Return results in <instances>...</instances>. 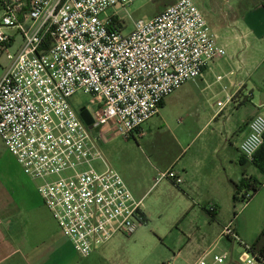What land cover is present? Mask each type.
I'll return each mask as SVG.
<instances>
[{"label":"built area","instance_id":"1","mask_svg":"<svg viewBox=\"0 0 264 264\" xmlns=\"http://www.w3.org/2000/svg\"><path fill=\"white\" fill-rule=\"evenodd\" d=\"M135 1L0 0V57L9 60L0 77V139L22 171L40 181L45 207L82 257L147 221L142 200L100 151L108 133L92 130L143 137L142 126L169 95L226 55L196 0H176L136 20L125 35L107 11ZM9 29L21 36L13 53ZM79 92L95 101L93 129L71 105ZM248 127L239 148L252 162L264 143V117L256 115ZM163 179L182 183L172 170L157 181ZM222 236L239 241L231 224ZM206 256L196 264H206ZM226 259L213 256L218 264ZM243 260L255 264L249 255Z\"/></svg>","mask_w":264,"mask_h":264},{"label":"crops","instance_id":"2","mask_svg":"<svg viewBox=\"0 0 264 264\" xmlns=\"http://www.w3.org/2000/svg\"><path fill=\"white\" fill-rule=\"evenodd\" d=\"M241 5L227 23L226 38L220 37L206 18L217 35L218 45L226 51L225 57L213 61L201 76L187 82L171 94L176 93L173 98L169 99V95L163 102V106L178 104L191 113L198 132L175 149L163 152L153 149L150 174H145L138 184L127 182L120 174L138 200H143L149 191L151 197L164 185L165 191L179 199L183 212L190 211L191 216L204 213L202 221L192 222L186 234L183 230L190 251L185 257L183 249L174 255L178 264L180 260L196 264L205 253L206 261L213 258L222 243V231L229 224L240 237L239 226L228 213L233 210L236 217V205L243 202L240 198L245 190L238 195L240 200L234 201L236 185L241 180L255 178L262 183L248 202L258 195L264 196V173L246 160L239 148L249 132L250 120L256 115L264 117V0H244ZM188 118L186 115L185 119ZM181 135L188 137L185 132ZM189 141L196 142V148ZM251 165L260 174L252 172ZM168 170L180 177L182 183L177 185L169 179L158 182L160 174ZM39 184V180L22 171L0 139V264H91L99 260L100 247L89 257L77 253L45 207L37 189ZM209 205H214L216 211L210 213ZM213 229L220 230L214 239L209 233ZM247 255L242 254L243 259ZM108 264L114 263L108 261Z\"/></svg>","mask_w":264,"mask_h":264},{"label":"rangeland","instance_id":"3","mask_svg":"<svg viewBox=\"0 0 264 264\" xmlns=\"http://www.w3.org/2000/svg\"><path fill=\"white\" fill-rule=\"evenodd\" d=\"M175 1L137 0L126 9L115 6L109 9L107 14L119 18L123 26L122 31L127 35L133 30V23L136 20H149ZM243 1L198 0V4L212 29L220 37L226 38L227 23L231 22L236 15L237 6L243 7L241 5ZM7 32L15 37V43L9 48V51L13 53L21 43V36L13 29H9ZM8 63L7 54H3L0 57V72ZM239 65H236L235 68ZM175 95L176 93L169 99ZM71 105L78 113L81 108H87L92 113L96 108L92 97L83 92H79L71 98ZM186 115H189L188 120L185 119ZM142 130L146 133L144 138L132 137L130 139H125L114 131L109 133L106 128L92 130L94 134L100 131L108 133L101 141L100 151L109 166L117 169L127 182L134 185L143 180L145 174H150L149 162L153 149L163 152L175 149L182 143L185 144L184 139L195 135L198 132V126L191 113L178 104L168 103L160 108L158 115L142 126ZM181 132H185V136L188 137L184 138ZM188 144L192 148L197 146L196 142L191 144L189 141ZM152 160L155 159L152 157ZM95 166L101 169L100 164L95 163ZM251 170L255 174H260L253 165H251ZM160 191L164 192L159 193ZM141 211L146 214V224L133 235L117 234L105 247H100L99 260L97 259L91 264H108V261L114 264H178V261H174V255L183 249L185 257L186 253L190 251V246H186L187 238L184 236L183 230L186 234L192 222L198 223L205 216L200 212L192 216L190 211L183 212L179 199L165 191L164 185L160 186L151 197L150 191L147 193L142 200ZM235 213L236 217L233 216V210L228 213V216L232 218L235 225L239 226V241L222 237V243L218 246L219 250L215 254H227V259L222 264H245L242 257V254L245 253H248L255 264H261L246 249V245L255 243L264 230V196L258 195L248 204L247 202H238ZM219 232V229L218 231L213 229L209 233L214 239ZM212 261L213 258L209 257L206 262L211 264ZM179 264L187 263L180 260Z\"/></svg>","mask_w":264,"mask_h":264},{"label":"trees","instance_id":"4","mask_svg":"<svg viewBox=\"0 0 264 264\" xmlns=\"http://www.w3.org/2000/svg\"><path fill=\"white\" fill-rule=\"evenodd\" d=\"M162 106L163 103L161 104L160 108ZM252 162L259 170L264 173V143L255 154L254 160ZM261 186L262 183L255 178H252L251 180H241L240 183L236 185L234 201L241 199L248 202L259 191ZM244 190L246 192L239 199L238 195ZM248 251L255 256V259L259 263L264 264V230L256 242L248 246Z\"/></svg>","mask_w":264,"mask_h":264},{"label":"water","instance_id":"5","mask_svg":"<svg viewBox=\"0 0 264 264\" xmlns=\"http://www.w3.org/2000/svg\"><path fill=\"white\" fill-rule=\"evenodd\" d=\"M80 117L89 126L90 129L94 128V119L87 108H81L79 110Z\"/></svg>","mask_w":264,"mask_h":264}]
</instances>
